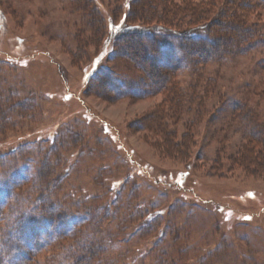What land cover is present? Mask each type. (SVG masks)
Returning <instances> with one entry per match:
<instances>
[{
	"label": "rangeland",
	"instance_id": "obj_1",
	"mask_svg": "<svg viewBox=\"0 0 264 264\" xmlns=\"http://www.w3.org/2000/svg\"><path fill=\"white\" fill-rule=\"evenodd\" d=\"M91 1L93 38L77 0H0V193L8 201L0 234L17 213L12 205L40 201L88 215L77 230L90 242L105 238L102 251L92 247L97 264H264V173L230 163L244 142L242 122L215 109L216 95L203 87L220 73L214 92L245 91L264 122V49L200 74L173 71L179 93L196 96L187 103L176 89L152 88L121 53L122 32L145 24L127 21L124 0ZM256 4L249 20L264 24V2ZM173 10L166 19L180 27L201 21ZM163 35L168 65L180 57L179 39ZM136 207L153 212L137 230L145 215L131 218ZM99 218L105 224L95 229Z\"/></svg>",
	"mask_w": 264,
	"mask_h": 264
},
{
	"label": "trees",
	"instance_id": "obj_2",
	"mask_svg": "<svg viewBox=\"0 0 264 264\" xmlns=\"http://www.w3.org/2000/svg\"><path fill=\"white\" fill-rule=\"evenodd\" d=\"M77 1L87 12L89 18L87 21L88 30H91V38H93L95 33H98L95 27H97L96 22H99L96 19L98 13L95 6L90 7L91 0ZM173 1L124 0L123 5L130 7L126 13L127 21L133 22L134 19H140L145 24H131L122 32L124 43L121 47V53L132 59L134 64L147 75L152 88L166 89L171 93L176 89L178 94L182 95L183 100L186 99L188 103L191 97L194 99L196 96L179 93L182 88L177 86L179 82L170 80L173 75L177 74H172V72L187 67L191 72L200 74L208 64L221 66L229 58L246 54L250 50H263L264 24L259 25L258 22L249 20V10L257 5V1L264 2V0H222L215 12H211L210 8L216 5V2H218L216 0H204L200 3L182 0L179 4H175ZM159 6L162 8L160 12ZM173 7L178 8L182 13L186 11V13L196 14L197 19H201V21H196V23L194 22L186 28L180 27L174 24L173 20L166 19L167 13L178 12L173 10ZM109 26L111 25L109 24ZM137 26L140 30L135 29ZM149 29L152 31H147ZM171 32L177 40L179 39L178 54L180 57L173 58L171 56L172 62L166 65L160 57V51L161 46L163 47L166 43L163 34L171 36ZM139 36H143L145 42ZM124 48L126 50H123ZM164 65H166L165 70ZM219 77H221V74L215 71L213 74H209L208 79L205 77L208 82L206 86H203L204 90L216 95L217 106L215 105V109L225 110V112L222 111L225 117L236 118L242 122L240 131H242L244 138V142L238 151L234 155L228 156V159L233 165L252 166V168L264 173V122L259 119L254 106L249 105L250 100H248L247 93H244L245 91L233 92L231 88H224L221 85L218 93L214 92ZM221 103L222 106L219 107ZM162 119L163 116L160 119L155 118L151 129L162 125ZM185 142L181 140L172 147L180 152L179 149H184ZM2 167L1 170L5 173V167ZM32 173L33 171L30 175ZM6 202L8 201L1 194L0 204L4 205ZM38 202H27L28 204L23 206L12 205L17 213L11 214L12 217L8 218V224L4 227L5 230L3 231L8 234L5 235L4 232L0 234V241H2L0 244V264H28V262L30 264L29 259L32 260V264H97L95 263L93 255L95 252L92 247H98L99 252L102 251L105 238L99 236L96 237V241L90 242L87 241L88 238L85 234L81 235L77 230L88 215L84 216V213L71 212L60 208L55 203L43 205L40 204V201ZM135 210L136 215H138L131 218L138 217L139 219L141 214L145 215L144 220H140L142 222L134 227L137 230L145 223L147 224L153 212H148L146 209H140L139 207H136ZM1 217L3 218L4 215L0 209V219ZM126 218L128 216L125 215L124 221H128ZM95 222L98 223L95 226L96 229V227L105 224V218H99ZM113 224H117V229L123 225V223L118 222ZM126 240L128 239L126 238ZM93 243L95 244L92 245ZM83 248L89 250L88 256L82 253ZM40 250L46 252L44 259H34L36 255H33V253ZM6 252H8V255L4 256L3 254ZM99 252L97 251L95 254Z\"/></svg>",
	"mask_w": 264,
	"mask_h": 264
}]
</instances>
